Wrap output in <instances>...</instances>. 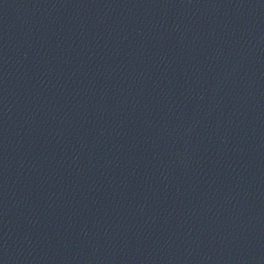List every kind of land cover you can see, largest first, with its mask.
<instances>
[{
	"label": "water",
	"instance_id": "obj_1",
	"mask_svg": "<svg viewBox=\"0 0 264 264\" xmlns=\"http://www.w3.org/2000/svg\"><path fill=\"white\" fill-rule=\"evenodd\" d=\"M27 264H264V0H20Z\"/></svg>",
	"mask_w": 264,
	"mask_h": 264
}]
</instances>
